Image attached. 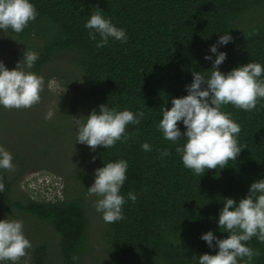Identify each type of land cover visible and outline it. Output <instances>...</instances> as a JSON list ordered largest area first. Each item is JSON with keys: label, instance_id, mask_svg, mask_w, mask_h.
Masks as SVG:
<instances>
[{"label": "trees", "instance_id": "obj_1", "mask_svg": "<svg viewBox=\"0 0 264 264\" xmlns=\"http://www.w3.org/2000/svg\"><path fill=\"white\" fill-rule=\"evenodd\" d=\"M32 3L38 12L36 19L22 32L12 33L28 49L39 53L32 67L35 73L59 57L71 59L81 78L72 67L69 70L74 78L62 79L72 87L70 96L83 92L81 116L105 103L134 113L139 109L145 115L140 124L126 126L130 133L126 142L117 141L108 149L84 148L85 152L64 172L62 197L46 199L15 193L16 181L31 167L18 163L14 176L0 169V207L29 214L52 226L59 235L60 264H82L90 239L87 187L93 183L94 170L104 161L122 158L128 162L127 179L121 188L125 196L123 219L105 223L103 233L108 264H196L193 254H215L217 249H210L200 236L208 230L220 238L228 235L217 224L223 198L238 201L253 180L264 177V98L258 99L251 111L237 109L231 103L222 106L240 125L236 140L242 150L223 168L205 169L199 175L184 167L176 145L165 140L157 127L162 118L160 108H170L173 97L187 95L185 86L192 82L193 71L209 74L212 61L204 56L215 59L209 47L224 32H229L233 40L218 46V51L227 53L219 66L221 71L250 60L264 66V0ZM94 11H102L116 26L124 28L127 41L110 38L103 47H97L99 36L90 39L84 26ZM52 75L60 77L58 73L49 77ZM177 123L183 132L184 125ZM144 141L151 145V151L141 149ZM165 148L170 155L161 157ZM129 191L137 196L134 202L127 199ZM246 243L259 252L253 264H264V242L254 236ZM47 251L45 243L34 249L37 264H47Z\"/></svg>", "mask_w": 264, "mask_h": 264}, {"label": "clouds", "instance_id": "obj_2", "mask_svg": "<svg viewBox=\"0 0 264 264\" xmlns=\"http://www.w3.org/2000/svg\"><path fill=\"white\" fill-rule=\"evenodd\" d=\"M37 15L32 0H0V30L3 33L9 29L13 33L22 32ZM84 26L89 30L90 39L97 40L99 36L97 47H103L110 38L121 43L128 39L126 30L116 26L102 11L91 12ZM232 40L229 32L220 35L217 42L209 47L215 59L209 54L204 56L205 60L212 61L209 74L193 71L192 82L185 86L187 95L173 97L170 108H160L162 118L157 127L165 140L176 145L175 151L180 155L184 167L196 175L205 169L223 168L230 160L236 159L242 150L236 140L240 125L230 112L222 110V106L231 103L237 109L251 111L256 108L258 99L264 98V79H260L264 66L260 62L250 60L227 72L221 71L219 66L225 61L227 53L218 51V46ZM38 58L39 53L25 47L22 58L11 70L0 60V106L26 109L39 102L43 77L30 71ZM144 115L139 109L134 113L127 108L110 106L109 103L101 104L88 115L76 117L75 144H85L94 151L97 146L108 149L117 141L126 142L130 138L126 126L140 124ZM177 122L184 125L183 132ZM178 140L184 142L178 144ZM140 147L144 151H151L147 141L142 142ZM160 155L166 157L170 152L165 148ZM12 160V154L0 145V169H13ZM127 169L126 159L104 161L102 167L94 170L93 183L87 187V194L97 197L94 206L105 223L123 219L125 196L121 194V188L127 179ZM2 188L0 184V191ZM55 196L61 197L60 194ZM127 199L134 202L137 196L129 191ZM10 217L6 215L0 219V264L9 261L17 264L21 257L26 256V250L32 247L23 232V221ZM217 224L220 231L228 235L220 238L212 230L202 233L200 239L210 249L217 251L215 254H193L192 259L196 264H253V258L259 252L246 242L254 236L264 242V177L253 180L247 194L238 201L224 197Z\"/></svg>", "mask_w": 264, "mask_h": 264}, {"label": "rangeland", "instance_id": "obj_3", "mask_svg": "<svg viewBox=\"0 0 264 264\" xmlns=\"http://www.w3.org/2000/svg\"><path fill=\"white\" fill-rule=\"evenodd\" d=\"M25 47L24 42L17 39L12 32L8 30L3 33L0 30V60L7 68L11 70L16 66ZM72 67L81 78V73L74 67L72 60L67 58L65 61L62 57L48 63L40 73H36L43 77V88L39 102L31 107L6 109L0 106V145L13 157L14 168L7 169L10 176L17 175L18 163L20 167L21 162L25 167H31L16 181L15 193H27L35 198L46 199H52L55 194L62 197L64 172L85 152L87 145L75 144L74 124L76 117L81 116L83 92L75 93L77 97L70 96L72 87H68L65 82L74 78L69 70ZM30 71L34 72L33 69ZM51 73H58L60 77H49ZM38 167L47 169H37ZM96 199L95 195H88L90 239L82 264H108L109 261L103 238L105 222L102 214L95 209ZM6 215L23 221V232L32 245L17 264H25V261L27 264H37L33 251L40 243L48 245L47 264H60L59 235L52 226L29 214L17 210L9 212L1 206V219Z\"/></svg>", "mask_w": 264, "mask_h": 264}]
</instances>
